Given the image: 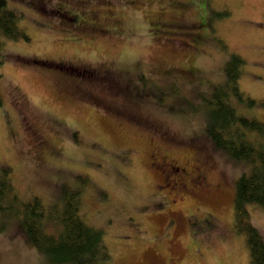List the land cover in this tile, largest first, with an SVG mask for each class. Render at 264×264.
Returning <instances> with one entry per match:
<instances>
[{
  "label": "rangeland",
  "instance_id": "1",
  "mask_svg": "<svg viewBox=\"0 0 264 264\" xmlns=\"http://www.w3.org/2000/svg\"><path fill=\"white\" fill-rule=\"evenodd\" d=\"M76 1L6 0L28 36L0 33V163L17 193L49 205L63 185L79 188L109 264H249L233 228L235 181L249 164L215 149L205 125L229 53L244 59L237 82L253 102L230 101L264 122V0H82L104 28L83 37L68 20ZM77 88L86 95L69 94ZM164 150L205 182L187 183ZM246 207L264 238V208ZM2 218L0 264H50L13 214Z\"/></svg>",
  "mask_w": 264,
  "mask_h": 264
},
{
  "label": "trees",
  "instance_id": "2",
  "mask_svg": "<svg viewBox=\"0 0 264 264\" xmlns=\"http://www.w3.org/2000/svg\"><path fill=\"white\" fill-rule=\"evenodd\" d=\"M18 19L19 14L7 7L6 0H0V33L13 39H27ZM4 58L0 41V65ZM41 61L44 66L55 64L53 61ZM243 64L244 59L237 53H229L224 61L223 82L216 84L207 99L209 111L205 132L215 149L220 148L230 157L249 164V169L241 172L235 181L233 228L244 235L249 264H264V238L250 220L246 207L248 202H253L264 208V145L261 142L264 122L237 113L230 101L232 97L248 104L253 102L245 97L237 82ZM55 65L61 68L62 64L57 62ZM61 72L58 74L67 79L73 76L67 71ZM2 103L0 92V106ZM58 202L44 205L36 195L22 199L13 185L9 166L0 163V229L4 225L2 216L13 214L30 243L48 263L109 264L111 254L102 230L82 218L80 189L63 185ZM46 225H51L53 231H48Z\"/></svg>",
  "mask_w": 264,
  "mask_h": 264
},
{
  "label": "flooded vegetation",
  "instance_id": "3",
  "mask_svg": "<svg viewBox=\"0 0 264 264\" xmlns=\"http://www.w3.org/2000/svg\"><path fill=\"white\" fill-rule=\"evenodd\" d=\"M76 3L80 6V9L68 19L70 21H73V23H70V25L72 26V28H74V31L76 32L78 30L77 32H80L82 37L83 34L89 36L94 33H101L104 28L101 27V23L96 20L95 13L89 11V15L85 14L84 10L81 8V6L83 5L82 0H77ZM81 31H83L84 33L82 34ZM71 79V81H74V78ZM69 94H73L75 97L77 96L78 98H81L86 95V93L79 88H77V90L75 89L70 91ZM107 105L109 104L107 103ZM31 134L34 137V140L41 143L40 145L44 150H49L48 152L52 151V149H48L47 147L43 146L46 142L41 139L42 136L38 134L37 131L33 129V132L31 131ZM49 147L52 148L51 146ZM162 153L167 162V165H169L173 169L176 168L175 166H179L182 177L187 183L190 182L191 184H202L203 182H205V172H203L201 168L187 165L189 163H186L185 161L181 160V158H179L178 160L175 159L169 150H164Z\"/></svg>",
  "mask_w": 264,
  "mask_h": 264
},
{
  "label": "water",
  "instance_id": "4",
  "mask_svg": "<svg viewBox=\"0 0 264 264\" xmlns=\"http://www.w3.org/2000/svg\"><path fill=\"white\" fill-rule=\"evenodd\" d=\"M25 61H27V62H33V63H37V64H42V65L45 64L44 62L37 61V60H25Z\"/></svg>",
  "mask_w": 264,
  "mask_h": 264
}]
</instances>
